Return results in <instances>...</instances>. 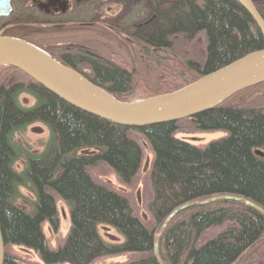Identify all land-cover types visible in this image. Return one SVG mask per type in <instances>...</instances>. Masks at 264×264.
Listing matches in <instances>:
<instances>
[{
	"label": "trees",
	"instance_id": "trees-1",
	"mask_svg": "<svg viewBox=\"0 0 264 264\" xmlns=\"http://www.w3.org/2000/svg\"><path fill=\"white\" fill-rule=\"evenodd\" d=\"M145 3L147 17L136 27L135 46L128 55L138 57L140 48L146 61L154 60L161 67L155 86L143 88L147 97L175 91L264 48L259 28L237 0ZM200 33L206 38L205 60L181 61L174 53L179 37L191 43ZM7 34L39 46L15 28ZM72 57L68 66L122 101H130L140 86L124 61L86 52ZM80 63L88 66L89 73L80 69ZM12 71L17 69L0 66V224L6 249L34 250L45 264H93L128 253L140 256L114 264H159L154 254L156 236L170 214L190 202L228 195L240 200L197 204L170 221L159 239L163 263L247 264L259 252L258 260L264 264V214L244 201L264 209V157L256 154L264 149V108L229 103L248 92L252 99L264 83L192 118L134 129L85 113L34 81L8 84ZM24 93L35 99L33 106L21 103ZM33 123L46 125L51 134L41 153L25 151L16 142V134ZM197 131L228 135L205 146L178 136ZM133 133L143 136L154 153L147 205L152 227L135 214L128 197L95 181L89 172L102 162L122 184L131 185L143 163ZM20 158L26 161L22 172L16 169ZM21 186L34 198L23 196ZM56 195L70 208L71 226L64 243L53 249L44 223L59 225ZM101 223L117 228L124 242H105L98 230ZM4 264H19L18 258L6 252Z\"/></svg>",
	"mask_w": 264,
	"mask_h": 264
},
{
	"label": "water",
	"instance_id": "water-1",
	"mask_svg": "<svg viewBox=\"0 0 264 264\" xmlns=\"http://www.w3.org/2000/svg\"><path fill=\"white\" fill-rule=\"evenodd\" d=\"M239 1L245 6L264 38V17L254 1ZM12 11V0H0V17L11 16ZM8 27L10 26L0 31V66L13 67L65 103L126 128H142L192 118L223 104L246 89L264 83V48H262L209 72L197 81L175 91L122 101L74 68L57 60L41 47L24 39L4 35ZM230 199L240 200L235 196H216L205 201L190 202L175 209L156 236L154 254L159 264H164L159 252L160 236L178 213L197 204ZM244 201L264 214V209L256 203ZM5 255L6 245L0 224V264H4Z\"/></svg>",
	"mask_w": 264,
	"mask_h": 264
},
{
	"label": "rangeland",
	"instance_id": "rangeland-1",
	"mask_svg": "<svg viewBox=\"0 0 264 264\" xmlns=\"http://www.w3.org/2000/svg\"><path fill=\"white\" fill-rule=\"evenodd\" d=\"M116 1L123 4V6L126 8V11H129L132 8V4L134 2V0ZM256 6L264 17V0H256ZM145 9L146 8H144L143 6L136 8L131 13L130 19H145L147 17V11ZM10 22L13 21L11 19L9 20L7 18L0 17V29L4 24ZM7 36L12 35L7 34ZM46 38L47 36L44 35L32 37V39H34L36 42H41ZM95 49L97 51L96 53L101 57H104L106 59H113L117 62L124 61L122 63L125 64L127 63L126 66L130 70V72H133L136 83L140 85L134 93V96L129 99L130 101L147 97L143 94L144 86H155L161 74V67H159L154 60L146 61L145 57H141L140 51L138 52V49V57L132 59L128 55V52L122 51V49L118 46V44H116V42L113 45L111 44L109 47L101 40L98 45H95ZM174 53L183 62H186L187 60L193 58L204 61L207 53L205 33H200L197 36V39L192 41L191 43H186L183 37H179ZM126 59L131 62L128 63ZM80 69L85 73H89V68L87 65L81 64ZM9 76L10 81L8 84H29L33 82L31 78H29L26 74L19 70L10 72ZM254 94L255 95L252 97V99L249 97L251 95L249 92L236 96L231 99L229 103L232 105L247 106L251 108H264V86L257 88L254 91ZM20 100L21 103L26 107H31L35 103V99L27 93L22 94L20 96ZM50 135V131L46 125L42 123H33L16 134V142H18V144L22 146L23 150L25 151L28 150L34 153H41L46 149ZM132 135L139 142L142 148L143 163L138 175L135 177L131 185L122 184L114 171L107 164L102 162L93 167H90L89 172L95 181L102 183L113 190L119 191L126 197H128L135 214L140 217L149 227H152L153 222L151 220L150 213L148 212L147 205L151 197L149 172L153 162L154 153L149 142L143 136L137 133H133ZM227 135L228 133L224 131H197L190 134H178L179 137L193 139L192 141L200 146H205L209 142L223 138ZM85 152L90 151L88 150ZM256 154L264 157V149H257ZM25 166L26 161L24 158H20L16 163V169L20 172L24 170ZM20 192L23 196L29 199L34 198L33 192L24 186L20 187ZM56 201L60 219L58 227L55 228L49 222L44 223V232L47 237L48 244L53 249L58 248L64 243L71 226L70 208L68 204L57 195ZM20 202L25 204L22 200ZM98 230L102 239L109 244H120L125 240L124 235L113 226L101 223L98 225ZM6 252L8 254L16 256L18 258L19 264H45L36 251L25 247L9 246L6 249ZM254 255V259H252L251 262L248 261L247 264L262 263V260H258V257H260L258 255H260V253L258 252ZM139 256L140 255L128 253L122 256L104 257L98 259L93 264H114L116 262L126 261L127 259H133Z\"/></svg>",
	"mask_w": 264,
	"mask_h": 264
},
{
	"label": "flooded vegetation",
	"instance_id": "flooded-vegetation-1",
	"mask_svg": "<svg viewBox=\"0 0 264 264\" xmlns=\"http://www.w3.org/2000/svg\"><path fill=\"white\" fill-rule=\"evenodd\" d=\"M145 2L134 0L132 8L126 11L116 0H12L13 11L7 19L13 22L4 24L0 31L10 26L4 35L15 28L31 37L47 36L37 43L66 65L75 53L99 55L95 45L101 40L109 47L116 42L129 53L135 46V29L146 19H130V15L140 6L145 8ZM139 51L144 58L142 49Z\"/></svg>",
	"mask_w": 264,
	"mask_h": 264
}]
</instances>
